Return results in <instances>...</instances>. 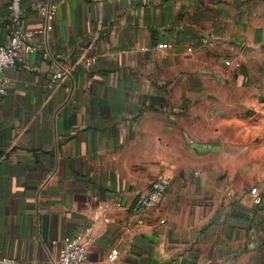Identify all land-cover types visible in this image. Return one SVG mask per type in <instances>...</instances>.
<instances>
[{
  "label": "crops",
  "instance_id": "obj_1",
  "mask_svg": "<svg viewBox=\"0 0 264 264\" xmlns=\"http://www.w3.org/2000/svg\"><path fill=\"white\" fill-rule=\"evenodd\" d=\"M59 1L0 0V45L58 3L3 72L0 257L52 264L79 237L87 264H264V171L241 118L264 0ZM56 63L69 74L49 87ZM161 175L166 195L134 215Z\"/></svg>",
  "mask_w": 264,
  "mask_h": 264
},
{
  "label": "built area",
  "instance_id": "obj_2",
  "mask_svg": "<svg viewBox=\"0 0 264 264\" xmlns=\"http://www.w3.org/2000/svg\"><path fill=\"white\" fill-rule=\"evenodd\" d=\"M64 0H60L62 3ZM58 3L36 5L38 15L44 20L42 29L22 30L19 27H10L6 41L0 45V103L9 88L10 80L4 76L3 72L7 68L16 66V59L19 53L33 54L37 51V45L34 39L40 35H46L50 29L54 19ZM170 46L167 44L156 45L157 49H167ZM145 50V49H144ZM191 52V49L188 50ZM96 62L95 57L81 59L80 64L85 68H90ZM228 67H238L236 62L225 61ZM69 74V68L62 63H56L49 77V87L61 82ZM189 144H193L192 139H189ZM171 185V181L166 176H158L149 183L147 190L139 195L130 211L134 215H140L148 209L157 207L166 195ZM249 201L253 207L261 205L263 197L256 187H251L249 190ZM116 207H120V203H115ZM108 206L105 205V209ZM117 252L111 251L108 256L110 262H115ZM0 264H37L31 262L18 261L10 257H0ZM52 264H87V249L85 244L81 242L79 237H65L61 241V248L58 258Z\"/></svg>",
  "mask_w": 264,
  "mask_h": 264
},
{
  "label": "rangeland",
  "instance_id": "obj_3",
  "mask_svg": "<svg viewBox=\"0 0 264 264\" xmlns=\"http://www.w3.org/2000/svg\"><path fill=\"white\" fill-rule=\"evenodd\" d=\"M243 56L247 61L245 65L250 82L249 94L245 97L247 108L241 112L243 131L248 135L252 151L256 150V156L252 154L251 161L260 164L264 171V42ZM234 114L237 115L236 110Z\"/></svg>",
  "mask_w": 264,
  "mask_h": 264
}]
</instances>
